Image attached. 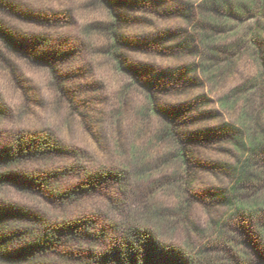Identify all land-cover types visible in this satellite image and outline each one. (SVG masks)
<instances>
[{
    "label": "rangeland",
    "instance_id": "obj_1",
    "mask_svg": "<svg viewBox=\"0 0 264 264\" xmlns=\"http://www.w3.org/2000/svg\"><path fill=\"white\" fill-rule=\"evenodd\" d=\"M6 1L16 10L0 8V21L15 37L44 36L62 54L43 63L0 43V145L48 132L86 151V166L125 169L129 182L65 203L8 185L0 202L50 222L92 219L108 236L147 220L186 249L206 245L220 263L230 241L253 254L257 236L232 213L237 201L264 197V158L253 165L258 181L236 195L233 185L253 140H264V0ZM172 109L197 138L189 166L163 132ZM85 180L75 171L60 184Z\"/></svg>",
    "mask_w": 264,
    "mask_h": 264
},
{
    "label": "trees",
    "instance_id": "obj_2",
    "mask_svg": "<svg viewBox=\"0 0 264 264\" xmlns=\"http://www.w3.org/2000/svg\"><path fill=\"white\" fill-rule=\"evenodd\" d=\"M10 7L16 10L11 2L0 0V8L7 10ZM213 7L219 11L217 2H214ZM0 43L17 53L30 54L43 63L54 62L62 54L54 46L51 47L44 36L24 39L15 37L1 21ZM178 114L177 109L163 113L166 118L163 132L173 140L182 161L189 166L187 149L197 138L181 132ZM250 151L233 185L234 195L239 193L240 188L252 186L261 178L253 165L264 158V140L254 139ZM87 157L86 151L70 147L48 132L16 135L0 145V188L15 186L26 192L46 195L55 202L65 203L103 189L121 190L128 184L125 169L94 170L86 166ZM68 158L75 160L74 165H47L53 164L54 160ZM32 162L44 163L46 166L42 169H16ZM75 171L84 174L86 180L83 183L72 187L60 184L61 180ZM245 200L234 204L232 216L243 217L241 231H249L257 236L258 241L252 243L253 254L247 253L245 249L239 251L230 241L232 244L229 247L232 250H226L225 263L209 257L206 245L202 249L189 250L164 239L156 229L146 224L147 220L127 224L117 230V235L109 233L108 236L98 230L92 219L63 218L50 222L21 207L0 202V264H53L43 262L50 257L62 260L61 264H264V197L254 195ZM19 223L31 226L20 228ZM226 223L227 220L224 225ZM85 243L87 246L84 249L76 251L71 248L73 244Z\"/></svg>",
    "mask_w": 264,
    "mask_h": 264
}]
</instances>
